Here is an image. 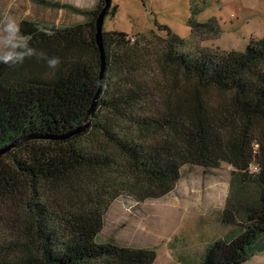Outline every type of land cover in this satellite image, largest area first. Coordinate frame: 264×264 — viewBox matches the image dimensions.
I'll list each match as a JSON object with an SVG mask.
<instances>
[{"label": "trees", "instance_id": "1", "mask_svg": "<svg viewBox=\"0 0 264 264\" xmlns=\"http://www.w3.org/2000/svg\"><path fill=\"white\" fill-rule=\"evenodd\" d=\"M38 2L83 18L20 21L58 69L35 57L0 64V264H153V249L100 238L105 213L122 194L170 193L187 164L234 168L221 217L229 232L197 264L263 252L264 36L244 51L203 46L222 28L215 16L199 21L205 6L192 0L189 38L163 24L136 35L103 27L102 77L105 0Z\"/></svg>", "mask_w": 264, "mask_h": 264}, {"label": "rangeland", "instance_id": "2", "mask_svg": "<svg viewBox=\"0 0 264 264\" xmlns=\"http://www.w3.org/2000/svg\"><path fill=\"white\" fill-rule=\"evenodd\" d=\"M72 1L85 7L91 2ZM191 1L112 0L118 11L116 16L105 18L104 28L136 35L158 30V25L163 24L189 38ZM8 2L0 0V11ZM197 2L205 6L198 15L199 21L215 16L222 28L218 39L206 40L203 46L244 51L251 38L264 36V0ZM12 14L18 22L22 18H33L69 24L83 18L76 13L68 14L65 9L46 7L38 0H15ZM233 169L228 163L209 170L187 164L183 166L175 188L166 195L145 200L128 194L120 195L105 213L100 238L126 246L153 249L157 252L153 264H197L207 245L229 232L228 226H221V217L229 198ZM243 264H264V251Z\"/></svg>", "mask_w": 264, "mask_h": 264}, {"label": "clouds", "instance_id": "3", "mask_svg": "<svg viewBox=\"0 0 264 264\" xmlns=\"http://www.w3.org/2000/svg\"><path fill=\"white\" fill-rule=\"evenodd\" d=\"M14 6L15 0H9L0 11V64L17 67L26 59L35 57L49 69H58L61 63L59 57L49 56L43 50L31 46L30 38L22 32L20 22L12 14Z\"/></svg>", "mask_w": 264, "mask_h": 264}, {"label": "water", "instance_id": "4", "mask_svg": "<svg viewBox=\"0 0 264 264\" xmlns=\"http://www.w3.org/2000/svg\"><path fill=\"white\" fill-rule=\"evenodd\" d=\"M112 5V0H105V5L103 6L102 10L100 11L97 20H96V27H97V41L98 44L100 46V50H101V55H102V72H101V76L103 77L104 71H105V52H104V47H103V27H104V21H105V17L107 14V11L109 10L110 6ZM96 103V98L94 100V104L91 107V111L93 110V106ZM90 111V112H91ZM86 127V125L82 126L80 129H84Z\"/></svg>", "mask_w": 264, "mask_h": 264}, {"label": "crops", "instance_id": "5", "mask_svg": "<svg viewBox=\"0 0 264 264\" xmlns=\"http://www.w3.org/2000/svg\"><path fill=\"white\" fill-rule=\"evenodd\" d=\"M66 2H68V3H70V4H73V5H77V6H83L82 4H80V3H73V1L72 0H69V1H67V0H65ZM64 1V2H65ZM76 1V0H75ZM91 2L89 3V4H87L86 6L87 7H92L95 3H96V1L97 0H90ZM95 1V2H94ZM83 7H85V6H83ZM69 14H72V13H69Z\"/></svg>", "mask_w": 264, "mask_h": 264}]
</instances>
